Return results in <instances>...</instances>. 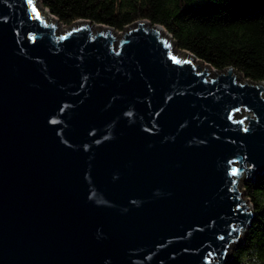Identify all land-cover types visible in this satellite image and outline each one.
<instances>
[{"label":"water","instance_id":"water-1","mask_svg":"<svg viewBox=\"0 0 264 264\" xmlns=\"http://www.w3.org/2000/svg\"><path fill=\"white\" fill-rule=\"evenodd\" d=\"M33 3L0 0V264H227L264 82L173 56L146 20L57 35Z\"/></svg>","mask_w":264,"mask_h":264},{"label":"trees","instance_id":"trees-1","mask_svg":"<svg viewBox=\"0 0 264 264\" xmlns=\"http://www.w3.org/2000/svg\"><path fill=\"white\" fill-rule=\"evenodd\" d=\"M69 26L78 20L123 31L146 20L171 35L177 48L216 71L228 67L264 82V0H40ZM255 219L227 264H264V176L244 182Z\"/></svg>","mask_w":264,"mask_h":264},{"label":"bare ground","instance_id":"bare-ground-1","mask_svg":"<svg viewBox=\"0 0 264 264\" xmlns=\"http://www.w3.org/2000/svg\"><path fill=\"white\" fill-rule=\"evenodd\" d=\"M33 7H34V9H35L36 11H39V12L41 13V15H44V21H45L46 23H48V17L50 18V20H51L52 23L55 22V19L52 18V17L50 16V14L48 13V11H47L44 7H41V6H40L38 0H34ZM44 12H45V14H44ZM83 23H84V22H76V23L74 24V26H75V27H78V26H80V25L83 24ZM55 26H56V31L59 32L61 26L59 25V23H58L57 21H56ZM88 27H89V30H90L92 33L95 32L94 29H101V28H99L98 26L91 25V24H89ZM153 29H155V28H153ZM157 29H158V33H159V34L162 33V34H161L162 37L165 36L164 39H166V41H168V40L170 39V37H168V35H167L163 30H161V29H159V28H157ZM170 44L172 45V48H171V49H173V48H174V42H172V41L170 40ZM176 53H177L178 55H180V54H182V51H176ZM184 53H186V52H184ZM189 57H190V56L187 54L186 59H189ZM195 62H196V59L193 58V59H192V63L195 64ZM201 65H202V67H205V65H204L203 63H202ZM208 72H209V74H213V70H211L210 68L208 69ZM235 73H236L235 77H239L240 79H238V80L240 81V80H241V76L239 75V73L236 72V71H234V70L231 71V74H232V75H234Z\"/></svg>","mask_w":264,"mask_h":264},{"label":"rangeland","instance_id":"rangeland-1","mask_svg":"<svg viewBox=\"0 0 264 264\" xmlns=\"http://www.w3.org/2000/svg\"><path fill=\"white\" fill-rule=\"evenodd\" d=\"M38 2H39V4H40V6L41 7H43L42 5H41V2H40V0H38ZM58 23H59V25L61 26V28H60V31L59 32H57L56 31V34L57 35H62V34H64V33H66V31H69L70 29H71V27H73L74 26V24L77 22H74L73 24H71V25H69V26H65V25H63V24H61L59 21H57ZM121 35H122V33H123V31H118ZM121 35H119V36H121ZM116 37V36H115ZM171 39V41L172 42H174V40L172 39V38H170ZM116 41V40H115ZM176 51H182V50H179L178 48H177V46H176V44H175V42H174V48L173 49H171V54L173 55V56H176V57H178L179 55L176 53ZM182 52H184V51H182ZM205 65V64H204ZM212 70V69H211ZM216 72V71H215ZM214 72V70H213V74H209L208 73V78L210 77V78H214L217 74V72L215 73ZM239 75L241 76V80L239 81L238 79H237V81L239 82V83H246L247 81H246V79L243 77V75H241L240 73H239ZM243 113H245V111L242 109V110H240L239 112H237V114H235V116H234V119H236V120H239V119H241V115H243ZM246 114L247 115H250V113L249 112H247L246 111ZM244 122H246V120L245 119H242ZM244 181H245V177H242V180L240 179L239 180V182L241 183L240 185H239V187H241L243 190H242V199L243 200H245V205H248V203H250L249 201H247V197L245 196V191H244ZM233 249V248H232ZM232 249L230 250V252H232ZM231 255V254H230ZM229 255V256H230ZM229 256H228V258H229Z\"/></svg>","mask_w":264,"mask_h":264}]
</instances>
